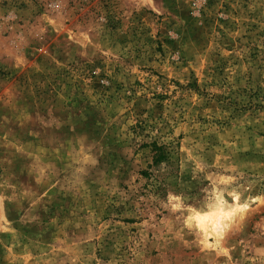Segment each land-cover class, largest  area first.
<instances>
[{"label": "rangeland", "instance_id": "374dc122", "mask_svg": "<svg viewBox=\"0 0 264 264\" xmlns=\"http://www.w3.org/2000/svg\"><path fill=\"white\" fill-rule=\"evenodd\" d=\"M0 264H264V0H0Z\"/></svg>", "mask_w": 264, "mask_h": 264}, {"label": "bare ground", "instance_id": "6f19581e", "mask_svg": "<svg viewBox=\"0 0 264 264\" xmlns=\"http://www.w3.org/2000/svg\"><path fill=\"white\" fill-rule=\"evenodd\" d=\"M219 218H221L220 216H210V218H209V220H210V226H211V228L215 231L216 230V225H217V223H218V221H219Z\"/></svg>", "mask_w": 264, "mask_h": 264}]
</instances>
